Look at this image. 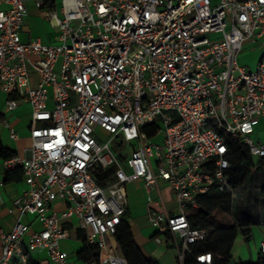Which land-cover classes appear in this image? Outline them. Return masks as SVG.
Listing matches in <instances>:
<instances>
[{"label":"built area","instance_id":"1","mask_svg":"<svg viewBox=\"0 0 264 264\" xmlns=\"http://www.w3.org/2000/svg\"><path fill=\"white\" fill-rule=\"evenodd\" d=\"M59 10L55 43L22 41L25 0H0V89L7 110L24 100L32 118L28 155L3 160L6 170L22 169L28 187L11 200L12 228H0V264H27L36 248L50 264H73L59 243L71 218L99 252L84 264H128L114 234L134 180L147 191L160 180L172 189L176 211L147 192L146 212L154 241L176 246L183 264L206 236L190 225L187 207L199 194L235 195L229 139L264 158V142L252 137L264 116V0H60ZM245 43L260 47L254 69L239 62ZM56 201L65 207L55 210ZM195 259L212 264L210 252Z\"/></svg>","mask_w":264,"mask_h":264},{"label":"crops","instance_id":"2","mask_svg":"<svg viewBox=\"0 0 264 264\" xmlns=\"http://www.w3.org/2000/svg\"><path fill=\"white\" fill-rule=\"evenodd\" d=\"M43 1L45 2L46 0ZM47 1L48 3L46 5L43 2V5L38 7L35 0H25L27 16L20 31V38L22 41H27L31 38H38L43 43H55L57 41L58 33L55 22L56 17L60 15V0ZM254 48L253 50L255 51L257 46ZM242 53L243 50L239 52V56H242ZM256 62L257 59L254 62L246 61L245 63L244 61V63L241 62V64L249 69H253ZM31 79L32 83L36 84L37 77L35 74H32ZM6 99L7 94L0 89V146L13 151L15 153L14 155H19L21 157L27 156L28 148L31 146L30 126L32 123L29 103L24 100H19L17 106L13 110H7L5 106ZM4 120H8L10 125L15 129L18 135L17 138L13 139L9 136V130L5 126ZM262 122H264V116H258L255 122L254 133L260 131L257 129L260 126L259 123ZM260 135L262 139H264V133ZM3 160L4 157L0 155V228L3 230H10L18 215L16 209L9 212L11 200L27 189L28 185L24 181L23 174L20 176L12 174L9 180H5L6 169L3 165ZM253 188L255 187L252 181L237 187L235 192L236 198L244 201L250 195V190ZM256 189H259L260 193V188ZM126 191L128 205L124 217H126V219L127 215L132 217L133 222L129 223L131 225L134 240L140 247L142 253L146 257L157 260L159 264H182L178 258L176 246L167 244L166 242L157 244L154 241L153 235L155 230L150 224L146 212L147 192L150 195H154L152 198H160L164 208L168 211H176V201L172 189L160 180L147 191L141 180H134L127 184ZM259 198L260 205L258 206L257 214H254L252 210L253 225L251 227V238L246 241L243 236L239 234L235 239L233 249L235 245L236 248L235 251L232 249V254L236 259L254 261L259 255L258 244L262 235H264V193H260ZM247 206L251 209L249 205ZM64 207L65 203L61 201H56L53 204V208L57 211L62 210ZM22 220L30 222L34 230L40 228L39 223L34 221L31 215H24ZM75 223L76 221L74 218L62 221V227L67 232L68 236L62 238L59 243L61 249L67 253L69 260L73 264H84L85 260L78 256V253L84 247V242L81 238H76L72 235V230L79 231ZM30 256L33 260L38 262V264H50L47 252L44 248L34 249L30 253Z\"/></svg>","mask_w":264,"mask_h":264},{"label":"trees","instance_id":"3","mask_svg":"<svg viewBox=\"0 0 264 264\" xmlns=\"http://www.w3.org/2000/svg\"><path fill=\"white\" fill-rule=\"evenodd\" d=\"M47 3L46 0L44 4ZM145 129L149 135H154L156 132L154 124H147ZM14 154L13 151L0 146V155L4 159ZM228 159L229 167L226 172L233 188L251 182L255 170L264 168V158L260 161L254 159L248 146L239 138L229 139ZM12 174L20 176L22 169L16 167L6 170L5 180H9ZM109 177H113L112 168L107 173L96 175L99 183H104ZM260 193H264V183L260 185ZM233 196L225 191H211L197 196V206L187 207L186 216L190 225L206 230V236L190 244V251L186 252L183 264H202L195 259L196 254L202 252L211 253L212 264H264V256L260 254L254 261L236 259L232 254L236 237L241 234L248 241L251 238L253 225L252 210L247 205L234 204ZM79 231L72 230V235L81 238L84 242V247L78 256L85 261L98 257L99 252L96 246L88 244L84 234ZM114 236L128 264H159L157 260L146 257L142 253L134 240L131 225L126 217L123 216ZM27 264H38V262L30 256Z\"/></svg>","mask_w":264,"mask_h":264},{"label":"rangeland","instance_id":"4","mask_svg":"<svg viewBox=\"0 0 264 264\" xmlns=\"http://www.w3.org/2000/svg\"><path fill=\"white\" fill-rule=\"evenodd\" d=\"M254 47H256V45H251V44H248V43H245L243 45L242 56H238L240 63L241 62L244 63V61L246 63V61L247 62H249V61L254 62V61H256V59L258 60V57H259V54H260V47H258V45H257V48H256L255 51L253 50V49H255ZM259 125L260 126H259V128L257 130H260V131L258 133L257 132L254 133L252 135V137L254 139H258L259 138L262 142H264V139H262V136L260 135V134L264 133V122L259 123ZM99 135H100L101 138L97 136V139H98V141L101 142L102 138L106 137V132L103 131V130H100ZM162 136H163V134L160 132L157 136L154 137L153 141L154 142L161 141L162 140ZM252 182H253V186L255 188L250 190V195L244 201L239 200L234 195L233 196V203L234 204H236V203L239 204V203L243 202L242 204L249 205L251 207V210L254 211V214H257L258 206L260 205V201H259L260 200V198H259L260 193H259V189H256V188H260V185L262 183H264V168H262L260 170H255ZM151 197H154V195L151 194ZM127 220L130 223L133 222V219H132V217L130 215L129 216L127 215ZM148 241H149V239H148ZM148 246H149V244H148ZM235 248H236V245H235L233 251H235ZM174 259H175V257H174Z\"/></svg>","mask_w":264,"mask_h":264}]
</instances>
